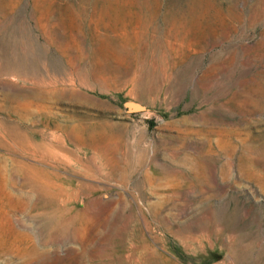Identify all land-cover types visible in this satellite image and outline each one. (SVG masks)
Returning <instances> with one entry per match:
<instances>
[{"label":"rangeland","instance_id":"obj_1","mask_svg":"<svg viewBox=\"0 0 264 264\" xmlns=\"http://www.w3.org/2000/svg\"><path fill=\"white\" fill-rule=\"evenodd\" d=\"M0 264H264V0H0Z\"/></svg>","mask_w":264,"mask_h":264},{"label":"water","instance_id":"obj_2","mask_svg":"<svg viewBox=\"0 0 264 264\" xmlns=\"http://www.w3.org/2000/svg\"><path fill=\"white\" fill-rule=\"evenodd\" d=\"M124 106L128 112H139L145 109V107L140 103L131 100L126 101Z\"/></svg>","mask_w":264,"mask_h":264}]
</instances>
